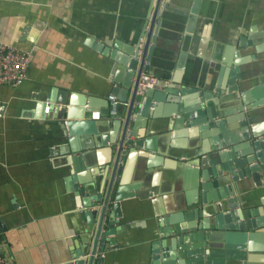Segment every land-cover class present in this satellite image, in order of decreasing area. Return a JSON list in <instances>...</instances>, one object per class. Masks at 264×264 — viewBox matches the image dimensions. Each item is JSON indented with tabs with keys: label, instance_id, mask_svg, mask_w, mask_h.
<instances>
[{
	"label": "crops",
	"instance_id": "obj_1",
	"mask_svg": "<svg viewBox=\"0 0 264 264\" xmlns=\"http://www.w3.org/2000/svg\"><path fill=\"white\" fill-rule=\"evenodd\" d=\"M152 20L144 72L158 81L149 88L179 98L150 99L145 114L134 113L132 138L127 137L141 145L125 141L120 152L126 109L116 118L91 119V113L102 110L113 94L119 107L127 108L131 89L120 86L127 69L121 60L139 39L143 46ZM0 43L31 55L21 85L0 84V247L12 264H71L77 251L90 248L82 241L84 206L77 204V198L87 203L90 197L79 189L104 193L124 151L127 161L119 156L116 176L131 196L121 201L116 218L118 243L98 250L94 264H100L101 255L102 264H164L166 259L152 257L153 246L160 248L167 238L160 234L159 220L177 203L184 206L206 195L213 203L219 190L202 189L181 166L183 158L207 156L205 150L217 153L213 148L222 139L230 142L229 149L233 142L244 143L242 126L233 119L239 107L264 127V0H0ZM115 87H120L117 94ZM52 89L65 90L78 105L87 97L99 101L85 115L95 121V130L69 136L75 152L66 146V125L58 113L63 104L48 100ZM242 93L252 102L248 110ZM170 104L182 106L181 111ZM195 106L217 109L213 120L222 124L209 125V119L204 130L201 124L188 127ZM113 121L119 122L114 129ZM239 182L235 197L241 207L257 209L254 219L263 217L264 183L249 177ZM193 221L191 236L204 225L199 216ZM206 229L208 224L200 231Z\"/></svg>",
	"mask_w": 264,
	"mask_h": 264
},
{
	"label": "water",
	"instance_id": "obj_2",
	"mask_svg": "<svg viewBox=\"0 0 264 264\" xmlns=\"http://www.w3.org/2000/svg\"><path fill=\"white\" fill-rule=\"evenodd\" d=\"M154 27L155 22L152 20L149 34L143 46L139 39L133 51L121 60L122 64L127 66V69L124 78L119 83L120 86L131 89V96L127 108H124V106L119 107L120 111L126 109V119L121 125L120 152L125 141L131 143L133 147L141 145L140 141L131 142L132 139L127 137L129 118L134 113L140 109V112L145 114L150 99L170 102L179 98V94H167L164 97L155 88H148L144 94L138 92L139 81L146 68L145 62L148 59L150 60L148 47L151 30L153 31ZM132 80L134 82L131 85ZM130 85L132 88H129ZM231 89L237 91L239 86L234 85ZM119 90L120 87H115L112 92L117 94ZM50 91L48 100L51 104L52 102H58L64 106L58 113L60 118L64 119L66 125L67 135L65 134V136L68 151L75 152L77 147L74 138H71L76 135L79 129L88 132L95 130V121L86 120L85 115L95 110L99 101L93 97H87L83 103L78 105L73 102L71 97L67 99L65 90L56 91V89H52ZM185 91L186 89H182L181 95ZM241 98L247 110L250 109L249 105L252 102L245 93L241 94ZM144 100L145 104L142 108L140 105ZM138 102L141 104H137ZM166 106L175 110L176 113H179L182 108L180 105L170 104ZM108 107L109 100L107 99L104 108L100 110L102 115L108 114ZM239 110L240 113L234 116L233 119L239 121L242 126L241 132L243 133L244 143L237 144V142H233L232 147L229 149L230 142L222 139L223 141L218 142V146L213 148V151L216 150L217 153H209L208 150H205L207 156H197L195 158L187 156L183 158L184 164L181 166L186 172L191 173L195 181H201L202 189L207 190V187L211 186L219 190L217 194L213 195V203L209 195L202 196L201 200L197 202L194 199L188 200L184 206L177 203L168 215H164L159 220L162 225L160 234L165 235L167 238L165 242L160 243V248L159 243L158 246H153V260H159L162 257L167 261L164 264H264V216L254 219L252 213L257 214L258 210L255 209L252 212L245 210L244 206L241 207V203L235 197L236 186L241 185V182H239L241 178L249 177L257 185L264 183V127L254 122L251 111L250 113L243 111L241 107H239ZM224 112L228 114V109H225ZM219 114L220 112L217 109H204L195 106L190 110V120L187 121V126L195 127L201 124V129L204 130V126H207L205 124L209 119L211 120L209 125H221L220 121L214 122L215 120H213ZM118 123V121L111 122V128L114 129ZM193 131L195 129L190 130L191 133ZM223 146L227 149L221 151ZM128 154V151H124L122 155L118 154L106 182L104 193H96L87 186L79 189L81 195L86 190V195L90 197L87 203H84L81 198H77V204L84 206L81 217L86 221V232L83 234L82 241L87 243L88 246L90 245V248L87 246V250L77 251L74 255V262L71 264H94L98 256V250L101 252L107 251L118 243L116 237L118 231L115 226L116 218L121 216V201L131 195L124 190L121 177H117L116 173L119 156L120 161H124L125 164ZM211 158H215V160H211ZM77 161L81 166L82 159L78 158ZM214 162H217V164L212 166L211 163ZM102 168L105 167L102 166ZM237 189L240 190L238 186ZM195 216H199L203 220L204 225H200V230L205 229L207 224L210 229H206L204 234L199 230L191 236L187 232L194 228L193 219ZM210 217L213 218L210 219ZM89 241L91 243H88ZM186 249L187 251H185ZM97 260L102 264L103 255ZM154 262L158 263V261Z\"/></svg>",
	"mask_w": 264,
	"mask_h": 264
},
{
	"label": "built area",
	"instance_id": "obj_3",
	"mask_svg": "<svg viewBox=\"0 0 264 264\" xmlns=\"http://www.w3.org/2000/svg\"><path fill=\"white\" fill-rule=\"evenodd\" d=\"M31 63L30 52L23 51L16 46L6 43H0V84L19 86L28 75V69ZM157 78L148 72H143L138 85V92L144 94L152 85L157 83ZM108 114L112 118L119 115V101L115 95H109ZM50 106H47L48 113ZM101 112L99 110L91 113V119H99ZM128 137L132 138V132H128ZM0 264H12L6 254L0 247Z\"/></svg>",
	"mask_w": 264,
	"mask_h": 264
},
{
	"label": "flooded vegetation",
	"instance_id": "obj_4",
	"mask_svg": "<svg viewBox=\"0 0 264 264\" xmlns=\"http://www.w3.org/2000/svg\"><path fill=\"white\" fill-rule=\"evenodd\" d=\"M185 251H187V249Z\"/></svg>",
	"mask_w": 264,
	"mask_h": 264
}]
</instances>
